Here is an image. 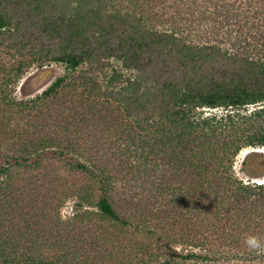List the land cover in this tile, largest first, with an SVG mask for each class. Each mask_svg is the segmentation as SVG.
Masks as SVG:
<instances>
[{
	"label": "trees",
	"instance_id": "16d2710c",
	"mask_svg": "<svg viewBox=\"0 0 264 264\" xmlns=\"http://www.w3.org/2000/svg\"><path fill=\"white\" fill-rule=\"evenodd\" d=\"M246 148H264V0H0V264H264Z\"/></svg>",
	"mask_w": 264,
	"mask_h": 264
},
{
	"label": "rangeland",
	"instance_id": "374dc122",
	"mask_svg": "<svg viewBox=\"0 0 264 264\" xmlns=\"http://www.w3.org/2000/svg\"><path fill=\"white\" fill-rule=\"evenodd\" d=\"M66 68L61 63H52L44 67H40L37 64L28 68L25 74L12 85L13 96L16 99H30L38 94H41L53 81L59 76L65 74ZM255 107L249 106L243 108L240 112L248 113L254 110ZM231 109L224 108H201L198 112L203 114H219L223 115ZM250 156H253L249 159ZM245 160L248 161V165H245ZM253 162L249 166V164ZM234 173L239 180L245 183H257L264 184V148H246L242 150L236 157L234 164ZM77 199L75 197L69 198L61 207V217L63 220L71 219L75 213ZM85 209L92 210V207H85ZM171 248L187 253L192 250L191 247L182 244L171 245ZM155 264V263H152Z\"/></svg>",
	"mask_w": 264,
	"mask_h": 264
},
{
	"label": "clouds",
	"instance_id": "9594fccd",
	"mask_svg": "<svg viewBox=\"0 0 264 264\" xmlns=\"http://www.w3.org/2000/svg\"><path fill=\"white\" fill-rule=\"evenodd\" d=\"M245 243L250 249L257 251L264 250V244H262L261 240L256 236H248L245 240Z\"/></svg>",
	"mask_w": 264,
	"mask_h": 264
},
{
	"label": "built area",
	"instance_id": "2783aa9c",
	"mask_svg": "<svg viewBox=\"0 0 264 264\" xmlns=\"http://www.w3.org/2000/svg\"><path fill=\"white\" fill-rule=\"evenodd\" d=\"M252 107H254V106H252Z\"/></svg>",
	"mask_w": 264,
	"mask_h": 264
}]
</instances>
